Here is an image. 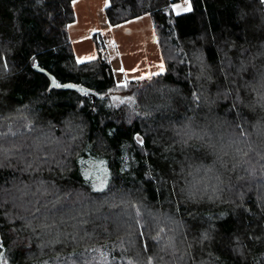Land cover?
<instances>
[{"label": "trees", "instance_id": "trees-1", "mask_svg": "<svg viewBox=\"0 0 264 264\" xmlns=\"http://www.w3.org/2000/svg\"><path fill=\"white\" fill-rule=\"evenodd\" d=\"M74 1L0 0V264H264V0H109L165 64L125 83Z\"/></svg>", "mask_w": 264, "mask_h": 264}, {"label": "crops", "instance_id": "crops-1", "mask_svg": "<svg viewBox=\"0 0 264 264\" xmlns=\"http://www.w3.org/2000/svg\"><path fill=\"white\" fill-rule=\"evenodd\" d=\"M109 4V0L74 1L75 20L69 25L68 34L76 60L79 63L96 60L98 50L94 36L102 34L104 40H112L111 45L105 41L104 52L116 78L135 81L164 73L165 64L151 15L109 26L103 17ZM171 8L176 15L190 12L191 1L178 0Z\"/></svg>", "mask_w": 264, "mask_h": 264}, {"label": "water", "instance_id": "water-1", "mask_svg": "<svg viewBox=\"0 0 264 264\" xmlns=\"http://www.w3.org/2000/svg\"><path fill=\"white\" fill-rule=\"evenodd\" d=\"M33 70L35 72H38V73H41V74H44L45 76H47L50 81H51V85L52 87L56 88V89H60V90H75V91H78L82 94H87L88 96H93V98L95 99L96 96L95 94L90 91L89 89L87 88H84V87H81V86H77V85H74V84H66V85H60L54 78V76L49 73L47 70L45 69H42L38 66H34L33 67Z\"/></svg>", "mask_w": 264, "mask_h": 264}, {"label": "rangeland", "instance_id": "rangeland-1", "mask_svg": "<svg viewBox=\"0 0 264 264\" xmlns=\"http://www.w3.org/2000/svg\"><path fill=\"white\" fill-rule=\"evenodd\" d=\"M103 17L105 18V15H104V13H103ZM102 17V18H103ZM104 37H105V35H104ZM103 37V38H104ZM105 41L107 42V45L108 44H112V40L111 39H109V38H107V40L105 39ZM106 48H107V46H106ZM105 50H103V54H104V57L106 58V53L104 52ZM111 51V50H110ZM109 51V52H110ZM75 60H76V58H75ZM77 61V60H76ZM78 62V61H77ZM119 78V79H118ZM117 78V81L119 82V83H125L126 81H122L121 80V78L120 77H118ZM115 100L116 101H118V103L119 102H121L122 100H121V98H119V97H117V98H115ZM92 185H93V187L95 188V189H97V190H102V189H104L105 187H106V185H107V180H106V175H103V174H99L98 175V173L95 175V178H94V180L92 181Z\"/></svg>", "mask_w": 264, "mask_h": 264}]
</instances>
